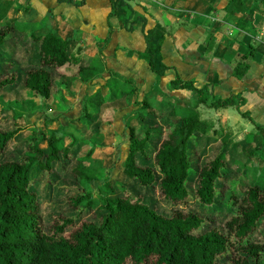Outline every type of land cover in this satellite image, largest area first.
Segmentation results:
<instances>
[{
    "label": "trees",
    "instance_id": "trees-1",
    "mask_svg": "<svg viewBox=\"0 0 264 264\" xmlns=\"http://www.w3.org/2000/svg\"><path fill=\"white\" fill-rule=\"evenodd\" d=\"M56 1L79 7L87 0ZM109 1L112 7L108 18L122 11L127 31H133L139 22L144 30L146 17L137 14L132 0ZM258 3L264 8V0H254L249 7L244 0H227L225 21L243 29L246 23L242 17L252 16ZM6 8L7 3L0 0V94L23 86L44 103L59 88L54 82L57 68L70 64L78 66L79 73L92 71L91 62L83 64L82 46L73 49L70 39H63L54 31L32 32L27 36L28 24L4 23ZM239 14L242 16L238 17ZM109 27L111 32L110 23ZM15 36L28 38V50L33 49L35 59L34 66L22 75L12 70L13 62L4 54ZM144 39L145 49L139 53L140 58L157 77L163 76L171 68L155 59L163 37L148 29L144 31ZM246 48L250 54L252 48ZM248 54H240L232 68V76L237 80L248 70V63H243ZM74 77L83 83L91 80ZM130 82L126 80L124 84ZM169 85L173 90L195 92L194 103L185 106L165 103L158 107L148 99H143L140 106L135 103L136 116L145 122L126 124L127 154L121 162L122 173L129 181L137 182L139 187L157 186L160 201L171 206L169 215L119 181L103 179L105 189L113 193H101L99 201L86 189L109 173L103 162L93 157L97 147L95 137L102 133L92 127L94 117L88 106L100 107L119 99L130 94L133 87L122 88L112 83L108 87L109 96L99 88L85 96L77 120L81 125L80 137L69 135L64 127L31 128L24 115H17L10 106L0 108L2 113L9 114V128L0 130V153L17 135L29 132L22 157L0 161V264H262L264 229L258 225L264 219V176H261L264 139L259 143L256 138L264 127L255 125L254 133L246 134L243 141H234L230 134L217 130L212 120L201 118L198 106L203 104L214 110L233 108L251 121L248 113L241 110L245 104L243 97L238 94L216 97L213 83L197 87L193 80L178 75ZM158 116L162 118V126L155 122ZM210 133L219 137L220 146L201 166L194 168L191 144L198 136ZM66 137L71 138L67 144ZM43 143L46 149L41 147ZM230 150H240L245 164L250 165H244L225 195L220 191V183L225 182L224 174L229 173ZM63 161H67L79 185L78 193L68 199L69 205L80 214L86 209L99 216L96 222L80 215L57 216L46 231L33 181L42 173L51 174ZM190 179L194 182L193 189L189 186ZM217 215L222 223L213 225L212 218Z\"/></svg>",
    "mask_w": 264,
    "mask_h": 264
},
{
    "label": "crops",
    "instance_id": "crops-1",
    "mask_svg": "<svg viewBox=\"0 0 264 264\" xmlns=\"http://www.w3.org/2000/svg\"><path fill=\"white\" fill-rule=\"evenodd\" d=\"M31 1L33 2V10L35 8L39 10L37 11L40 21L47 14H54V24L52 26L47 22V25L45 23V26H40L38 24L40 21H33L31 19L32 14L28 12L26 13L27 16L18 22L28 24L29 33L54 31L63 39H70L73 49L80 45L83 47L84 52L94 51L90 61L93 69L86 74L81 72L82 78L91 80L100 78L107 69L110 77L106 79V90L104 91V87H101L105 96L110 95L111 92L108 87L112 83H118L122 88L133 87L130 94L105 104L115 100L124 102L130 97L134 98V103L137 100L139 88H148L153 83L166 85L167 90L170 91L169 95L167 92V94L163 93L161 89L162 91L159 92L160 98L159 100L155 99L157 105L154 107L165 103L174 106L175 104L169 102L171 98L187 96L188 94L194 96L195 101V92L184 89L173 90L170 87V80L178 75L182 79L193 80L197 87H201L206 83H213V95L216 97H220L219 90L224 88L230 94L240 95L245 99V104L241 106V110L246 111L251 116L254 123L253 128H255V125L264 127V8L260 3L257 4L252 16L242 17L246 25L243 29H239L232 22L225 21L224 8L227 4L226 0H143V7L138 6L136 3H133V6L137 14L146 17L145 28L143 30V25L139 22L135 24L134 30L129 32L124 28V12L120 11L108 18L112 7L109 0H87L82 6L76 7L73 5L77 8V11L66 7L70 3L45 0L44 4L40 0ZM253 1L244 0V3L249 7ZM41 8H46L42 16ZM194 18L196 20L193 22ZM148 29L159 33L163 37L161 47L155 56L156 61L163 62L171 68L160 77H157L150 70L153 75L151 76V73H148L151 77L144 79L135 69L141 70L145 67L140 61L147 65L140 58L139 53L145 49L144 31ZM120 30L130 33L128 37L135 45L133 48L123 45L122 42L127 35ZM77 37H81V40ZM255 41L256 43H254ZM246 47L252 48L250 54H248ZM110 52L113 55L117 53V56L110 57ZM243 53L248 54V70L242 79L237 80L232 76L233 66H231V63L234 58L238 60L240 54ZM116 66L120 71L116 69ZM173 70L175 74H173ZM168 71H171L169 76H167ZM69 80L74 81L76 85L83 84L77 77L70 76L65 79L67 83L63 85L66 91L71 82ZM126 80L131 82L126 85L124 84ZM68 91L72 92V90ZM57 94H63L62 89L59 90L58 88ZM180 101L181 103L186 102L183 98ZM201 105L204 108L205 105ZM201 105L198 106L199 112L202 110ZM100 107L96 108L99 110ZM245 107H247V110H244ZM255 107L258 109L254 111ZM206 110L228 112L223 109L214 110L209 108ZM89 111L93 112L91 109ZM136 115L134 111L132 121L136 119ZM131 122L129 124L136 125V123ZM92 126L95 128L94 123ZM245 126L248 130L245 135L254 133L251 128ZM80 127L79 123V129ZM256 139L263 140L264 132H261Z\"/></svg>",
    "mask_w": 264,
    "mask_h": 264
},
{
    "label": "rangeland",
    "instance_id": "rangeland-1",
    "mask_svg": "<svg viewBox=\"0 0 264 264\" xmlns=\"http://www.w3.org/2000/svg\"><path fill=\"white\" fill-rule=\"evenodd\" d=\"M2 1H5L7 3L6 20L4 23L22 21L27 16L26 13L28 12L32 14L31 19H33V21H40V16L38 13L39 10L37 8L33 10V2L31 0ZM40 1L44 4L46 2L45 0ZM142 2L143 0H132V4L136 3L141 7H143ZM66 7H68V9L71 8L77 11V8L72 4H67ZM45 9L41 8V16L43 15ZM67 11L69 12V10ZM53 15L47 14L39 23H36H38L40 26H45V23L47 25V22H49L53 26ZM182 19L184 20V18ZM195 20L196 19L194 18L193 22ZM120 31L127 35L126 37H124V41L122 42L124 43L123 45H127L128 47L133 48L135 45L132 44L131 39L128 37L130 33L124 30ZM28 34L29 32L26 33L27 36ZM77 38L81 40V37ZM27 39L28 38L25 37L21 39L18 38V36L12 37L4 52L5 56L13 62L14 67L12 70L19 75H22L26 70L32 68L35 63L33 49L32 52L31 50H28L29 43L27 42ZM254 43H256V41ZM82 54L84 57L83 64H85L91 61V58L94 55V51H83ZM109 56L116 57L117 53H114L113 55L112 52H110ZM237 61V58H234L231 66H234ZM140 62L145 65L146 68L144 67L141 70L135 69V71L141 74L144 79L147 77L150 78L153 75L152 72L143 61ZM248 62L249 60L246 59L243 63L247 64ZM116 69H118L117 66ZM118 70L120 71V69ZM172 72L173 74H175L174 70ZM148 73H151V76ZM170 73L171 71H168L167 76H169ZM70 76H81V74L78 73L77 66L66 64L61 68H57L55 70L54 82L56 85H58L59 90L62 89L63 94H57V89L44 103L39 102L35 97L30 95V93L27 92L26 89L23 88V86H20L9 93L0 94V108L2 106H10L17 115H24L26 121L28 122V125L31 128L35 127L40 129L41 127L49 129H59L61 127H64L65 131L69 133V135L80 137L79 122L77 120L82 113V106L85 102L84 97L86 95L94 93V91H96V89L98 88L101 89V87H104L105 91L107 85L106 79L110 77V73H108L106 69L100 78H94L90 81H85L82 85H76L74 81L69 80L71 82L69 83V87L67 89L72 90V92H69L68 90L66 91L63 86L67 83L65 79L69 78ZM63 79L65 81L64 83H62ZM161 89L163 90V93H169L170 95V91L167 90L166 85L153 83L152 86L148 88H139L136 98L137 100L134 103V98L130 97L127 101L124 102L115 100L111 103L105 104L101 106L99 110L96 107H91L92 105L88 106L89 110L91 109L93 111L92 115L94 116V125L98 127L97 129H101L102 133L100 136L96 135L95 137L97 147L95 148L93 157L102 161L103 164L107 167L106 170L109 171V173H105L103 178H100L99 180L86 186L87 191L92 195L94 200L99 201L101 193H103L104 195L113 193H109L103 185V179L108 178L112 182L119 181L126 184L127 187L134 193L142 194L143 200L148 204L156 206L160 212H163L166 215H169L171 213L170 204H165L158 198L159 191L156 185L150 187H139L137 182L129 181L123 175L121 170V162L125 159V156L127 154L128 129L126 127V124H129L132 121L134 111L138 107V104L136 105L135 103L139 102L140 106L142 100L146 98L148 100H152L153 105L156 106L157 104L155 102V99L157 98L159 100V92L162 91ZM218 94L220 95V97H226L230 93L226 92L224 88L219 90ZM181 98L185 99L186 102L181 103ZM170 100V103L185 106L194 103V96H190V94H188L187 96H177V98H171ZM206 109L209 108H207V106L205 105L204 108H202V110L200 111L201 118L212 120L217 130H222V132L230 134L231 139L234 141L243 140L246 131H248L246 130L247 128L245 125L251 128L253 132L256 131L255 128H253V121H249L243 118L242 116H240L237 110L233 108L223 109L228 111L226 113L222 112V110H220L219 112H211L207 111ZM256 109L258 108L255 107L254 111ZM244 110H247V107H245ZM8 117L9 114L2 113L0 111V130L9 128ZM249 117L251 118V116ZM257 117L259 118V116ZM161 119L162 118L158 116V118L155 120L158 126L163 125ZM258 120H260V118ZM143 122L145 121L142 118L136 116V119L131 123H136L137 125ZM19 123H21V121H19ZM28 135L29 132H24L23 134L17 135L14 138L13 142L8 145L2 153H0V161L19 160L26 150L27 143L25 141V137ZM70 141V137L65 138L66 144ZM261 141V139H258L259 143ZM191 145V161L193 162V167L197 168L218 150L220 141L218 136H214L210 133V135L198 136L194 139ZM41 147L43 149H46V143H43ZM85 152L86 150H83L81 151V154L84 155ZM229 153L231 154L228 160L230 166L228 172L230 174H224L225 182L220 183V191H222L225 195L229 191L232 184L236 182L238 174L244 167V165H250L249 163L245 164V159L241 156L240 150H236L234 152L230 150ZM249 169H252V167H249ZM261 176H264V169L261 172ZM190 181L191 183L189 184V186L193 189L194 182H192V179H190ZM33 185L36 188L37 195L41 203L46 231H49L54 217L57 216L74 217L75 215H80L81 218H84L86 220L94 222L97 221L99 213H90L88 210L84 209V211L80 214L79 210H74L69 205L68 199L74 197L78 193L77 187L79 185L71 175L70 167H68L67 161H63L60 165L57 164L51 174H40L39 177H37L33 181ZM186 209L189 210V204L187 205ZM212 219L213 225H220L222 223L219 215L213 217ZM258 228L262 230L264 229V219L258 225ZM260 235L263 236V234ZM262 264H264V260H262Z\"/></svg>",
    "mask_w": 264,
    "mask_h": 264
}]
</instances>
